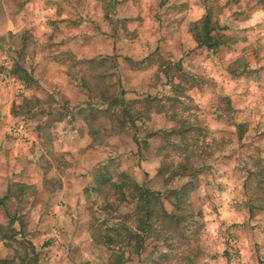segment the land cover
<instances>
[{"label": "clouds", "instance_id": "1", "mask_svg": "<svg viewBox=\"0 0 264 264\" xmlns=\"http://www.w3.org/2000/svg\"><path fill=\"white\" fill-rule=\"evenodd\" d=\"M5 262L264 264V0H0Z\"/></svg>", "mask_w": 264, "mask_h": 264}, {"label": "rangeland", "instance_id": "2", "mask_svg": "<svg viewBox=\"0 0 264 264\" xmlns=\"http://www.w3.org/2000/svg\"><path fill=\"white\" fill-rule=\"evenodd\" d=\"M19 113L15 112V108L13 107V115H18ZM5 264H7V262H5Z\"/></svg>", "mask_w": 264, "mask_h": 264}, {"label": "crops", "instance_id": "3", "mask_svg": "<svg viewBox=\"0 0 264 264\" xmlns=\"http://www.w3.org/2000/svg\"><path fill=\"white\" fill-rule=\"evenodd\" d=\"M29 114H31V113H29Z\"/></svg>", "mask_w": 264, "mask_h": 264}]
</instances>
